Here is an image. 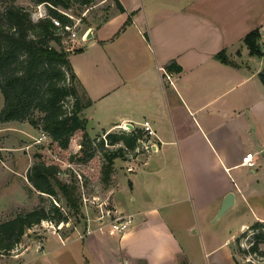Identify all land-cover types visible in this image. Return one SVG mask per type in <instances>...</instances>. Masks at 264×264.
I'll use <instances>...</instances> for the list:
<instances>
[{
    "label": "crops",
    "instance_id": "0c3cea01",
    "mask_svg": "<svg viewBox=\"0 0 264 264\" xmlns=\"http://www.w3.org/2000/svg\"><path fill=\"white\" fill-rule=\"evenodd\" d=\"M118 1L125 12L112 4L113 15L94 27L84 63L69 56L91 100L87 130L96 137L132 125L145 133L148 122L156 148L136 154L111 193L115 213L133 216L130 229L88 235L87 262L194 264L201 254L191 237L230 213L236 264L235 240L264 222V57L244 43L259 30L264 52V0ZM222 52L229 62L217 59ZM171 63L181 67L168 70L174 86L159 71ZM248 154L253 168L243 164ZM231 193L234 205L218 216ZM206 239L208 256L217 248Z\"/></svg>",
    "mask_w": 264,
    "mask_h": 264
},
{
    "label": "trees",
    "instance_id": "16d2710c",
    "mask_svg": "<svg viewBox=\"0 0 264 264\" xmlns=\"http://www.w3.org/2000/svg\"><path fill=\"white\" fill-rule=\"evenodd\" d=\"M19 1L0 0V93L4 98L0 122H28L32 127L41 129L43 135L48 136L60 151L67 150L73 135L81 132L83 142L80 153L85 155L90 149L91 141L84 111L91 105V100L73 71L70 52L64 45L70 34L64 27L75 24L73 18L68 16L70 11L92 7L101 0H28V6L21 5ZM114 3L116 11L125 12L118 0H114ZM38 6L45 8L46 15L35 21L32 13ZM53 19L59 20L61 26L56 27ZM107 19H103L101 23ZM260 37L259 30H254L245 37L244 43L251 55L264 57L258 43ZM217 59L223 63L229 62L224 52L219 53ZM167 70L179 73L181 67L171 63ZM259 79L264 85V70L259 73ZM80 89L85 94L84 104L81 103ZM67 100H72L71 108H65ZM143 136L144 133L138 130L106 135L109 147L116 146L119 142L124 146L108 150V147L103 149V144L100 145L106 181L112 174L115 160L125 158L124 148L133 151ZM75 157L74 155L73 158ZM81 157L80 161L83 160V156ZM59 170L56 164L35 163L31 166L27 179L41 194L51 197L61 194L67 209L79 218V222L82 213L77 187L60 180ZM63 211L58 206H52L48 212L37 208L13 219L0 221V255L12 252L28 230L44 221H54L57 224L68 222ZM263 228L264 222L259 221L249 227L252 230V241L247 250L238 247L234 250L235 246L233 247L236 264H242L239 253L264 261ZM245 232L237 237L234 245H238ZM182 264L188 262L184 260Z\"/></svg>",
    "mask_w": 264,
    "mask_h": 264
},
{
    "label": "rangeland",
    "instance_id": "374dc122",
    "mask_svg": "<svg viewBox=\"0 0 264 264\" xmlns=\"http://www.w3.org/2000/svg\"><path fill=\"white\" fill-rule=\"evenodd\" d=\"M101 2L102 0L92 7H85L75 12L70 11L76 25L74 31L77 36L74 38L75 40L66 38L64 45L70 53L81 49L74 53L72 60L84 63V56L88 52L86 48L90 47L91 40L82 41V36H87L91 28L98 27L102 24L103 19L109 18L115 12L116 8H112V4L115 5L114 0H108L106 3L105 1ZM19 3L28 6V0H20ZM40 7H36L32 13L35 21L46 14L45 8L42 11ZM79 95L81 103L84 104L85 94L81 89ZM72 103V100H67L65 108H71ZM3 104L4 98L0 93V111ZM91 130L89 127V132ZM117 132L114 131L112 134ZM104 135L105 133L96 137L89 135L90 149L84 155L80 153L83 142L81 132L73 135L67 150L60 151L52 144L48 136L43 137L41 129L32 127L28 122H0V221L13 219L19 214L28 213L37 208H43L48 212L52 206L63 208V212L68 217L66 223L57 224L54 221H44L32 227L12 252L0 255V264H88L86 253L82 250L83 241L88 236V231L97 229L100 223L99 218L103 217V222L108 223L115 217H119L115 213L111 193L119 187L121 178L128 174L127 170L132 166L134 160V158L132 160L126 157L129 154V149H124L125 158L116 160L112 174L106 181L100 145L103 144V149L108 147V150H116L117 147H109V143L104 141ZM141 152L145 153V150ZM74 155L75 158H73ZM81 156H83L82 161L79 160ZM39 162L56 164L60 168L59 179L77 187L82 213L81 221L78 222L79 218L67 209L65 199L61 194L54 197L41 194L28 182L27 174L31 166ZM108 211L111 214L110 218L107 216ZM229 214L210 225L207 233H201V230H198L195 236L191 237L193 242L196 241V250L201 254L200 258H194V264H234L230 254L231 242L238 234V227L235 226L236 222L232 221ZM61 226L62 228L59 230ZM97 233L101 236L102 234L111 236L108 233ZM208 236L212 237L217 250L214 254L205 256L209 250L206 243ZM59 238L62 240L61 243ZM251 241L252 230L247 229L245 234L240 237L238 245H234V250H237V247L247 250ZM39 245H42V250H38ZM239 258L242 264H248V262L264 264L263 260L254 256H245L239 253Z\"/></svg>",
    "mask_w": 264,
    "mask_h": 264
},
{
    "label": "built area",
    "instance_id": "2783aa9c",
    "mask_svg": "<svg viewBox=\"0 0 264 264\" xmlns=\"http://www.w3.org/2000/svg\"><path fill=\"white\" fill-rule=\"evenodd\" d=\"M66 15H68V14H66ZM68 16L70 18H72L71 15H68ZM52 21H53V23H54V25L56 27H60L61 26V23H60L59 20L53 19ZM75 28H76L75 24H74V26H66V27H64V30L70 34L68 38H70L71 40H75L74 38H76V36H77L75 31H74ZM84 36H82V41L84 39ZM159 71L161 73L162 81L164 83L168 84V85L174 86V84H175L174 75L172 73L168 72V70H166L164 68H159ZM131 131H132V129L128 128L127 126H124L123 128L119 129V131L116 134H122L123 132L129 133ZM144 131H145V133H144L143 138L138 140V146L133 151L128 150L127 148H124V149L129 151L128 156H126L127 158H131L132 159L135 156L134 154H138V153H140L143 150H145V152H150V151L153 150V148H156V144H153L150 141V138L155 133L151 129V126H150V124L148 122L144 123ZM106 135L107 134L104 135V141H105V143H108L107 139H106ZM43 137L46 138V136H44V135H43ZM116 147L117 148H121V147H124V146H123V144L121 142H119L118 144H116ZM141 149H143V150H141ZM243 164L245 166H247V167L253 168L255 166L254 155L253 154L246 155L243 158ZM128 171L131 172L132 168L131 167L128 168ZM107 216L109 218L111 216L109 211H108ZM125 218L115 217L114 220H111L108 223H104L103 222L104 218L101 217V218H99L100 223H99V226L97 227V229L96 230H92V231H88L87 234L91 235V234L96 233V232H101V233H108L111 236L123 235L124 233H126L130 229L131 224L133 222V216L132 215H127ZM123 219H125V220H123ZM61 228H62V226L59 227V230ZM41 248H42V245H39L38 246V250H42Z\"/></svg>",
    "mask_w": 264,
    "mask_h": 264
},
{
    "label": "water",
    "instance_id": "95a60500",
    "mask_svg": "<svg viewBox=\"0 0 264 264\" xmlns=\"http://www.w3.org/2000/svg\"><path fill=\"white\" fill-rule=\"evenodd\" d=\"M93 31H94V28H91L89 30V32L87 33V36L84 37L83 41H89L92 37H93ZM128 128H132V125H128ZM234 194H229L223 204H222V207L220 209V212L218 214V216H221L225 213V211H227L229 208H231L233 205H234V202H235V199H234Z\"/></svg>",
    "mask_w": 264,
    "mask_h": 264
}]
</instances>
